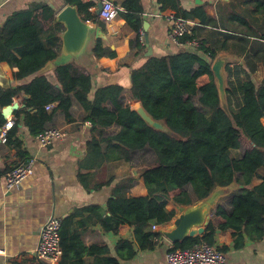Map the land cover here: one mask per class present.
I'll return each instance as SVG.
<instances>
[{"label":"trees","instance_id":"16d2710c","mask_svg":"<svg viewBox=\"0 0 264 264\" xmlns=\"http://www.w3.org/2000/svg\"><path fill=\"white\" fill-rule=\"evenodd\" d=\"M66 1L71 6H77L86 17H89V9L94 5L82 0ZM162 2L164 8L167 3L173 5L179 17L189 21L197 19L204 27L212 24L203 6L188 12L181 10L176 0ZM124 8L126 12L121 16L132 30L140 31L144 23L140 0H126ZM48 12L46 7H37L8 19L0 26V63L7 62L16 68L15 80L22 82L14 89H0V129L7 124L1 114L2 105L12 104L13 98L22 92L29 96L24 100L26 107L37 110L35 115L25 110L15 113L17 120L8 132L7 141L11 142L22 115L25 125L35 135L46 130V124L56 113H64L70 120L74 97L88 113V120L94 127H109L114 123L121 126L118 135L104 140L108 143L105 152L102 141L92 140L88 144L89 156L104 161H129L132 152L150 148L158 160V165L145 170L142 175L149 192L147 196L129 197L116 191L107 203L111 216L109 220L101 218L98 206L93 209L105 231L118 234L120 227L127 224L134 229L140 249L151 250L160 234L148 229V226L167 225L174 219L176 209L171 199L178 204H191L188 186L202 201L216 187L240 184L243 188L233 196L231 214L217 206L208 233L177 243L173 249H191L202 242L213 246L218 231L220 235L232 233L236 236L245 230L250 236L262 238L264 175L260 176V172L264 171V81L258 83L252 77L257 67L253 66L251 54L253 50L264 51V33L255 35L256 40L250 48L252 52L246 56L247 77L228 82L230 114L221 106L211 70L217 51L205 47L204 41H201L198 50L181 51L161 58L151 57L142 67L134 70L131 87L134 102H141L156 121L164 122L168 128L164 132L149 126L131 107L122 105L121 86L101 87L91 99L92 76L73 64L62 65L55 70L60 87L46 75H38L59 55L54 49L47 48L42 38L45 29L49 30L48 23L54 20L53 13L49 12L48 15ZM196 31L193 27L194 36H197ZM131 45L132 48L141 47L139 34L136 43L131 42ZM94 54L96 58L104 56L101 41L96 43ZM111 55L115 57L116 54L113 52ZM227 71L231 76V70ZM240 73V70L236 72L238 75ZM196 96L209 115L196 106ZM108 101L113 104L114 111L104 106ZM54 103H58V106L49 112L46 107ZM244 141L249 145L247 150L241 157H233L232 151L239 150ZM256 177L263 182L251 187ZM70 220L62 221V258L59 264L73 263V259H79L84 254L80 234L72 235L69 238L72 243L66 245L65 227ZM134 248L133 241H119L116 249L118 258L126 261L134 259L137 253ZM113 263L120 264L119 260Z\"/></svg>","mask_w":264,"mask_h":264},{"label":"crops","instance_id":"0c3cea01","mask_svg":"<svg viewBox=\"0 0 264 264\" xmlns=\"http://www.w3.org/2000/svg\"><path fill=\"white\" fill-rule=\"evenodd\" d=\"M111 1L119 6L121 11L118 18L109 23L101 20L97 13L99 0H82L83 3L94 4L89 9V17L81 14L78 7L74 6L80 18L91 26L87 48L79 57L66 58L63 54L66 27L57 21V16L64 8L71 6L66 0H0V26L17 15L37 7H46L53 13L54 20L48 23L47 29L50 31L45 29L42 38L45 46L54 49L59 55L38 75H46L60 87L55 78V70L60 63L73 64L92 76L91 99L97 89L117 85L123 88L120 97L122 105L132 108L136 104L131 93L132 72L142 67L151 57H166L187 49L175 46L168 37L170 25L165 16L176 12L173 5L167 3L164 8L162 0H140L143 9L144 23L141 30L144 42L140 40L141 47L132 48L131 42L136 43L139 31L132 30L121 16L126 12V0ZM176 1L183 11L190 12L199 6L205 7L212 24L204 27L197 19L191 21L197 29V36L204 41L205 47L217 51V57L228 59L226 70H231L233 80H236L234 75L238 70L241 73L236 74L237 78H246L249 74L246 56L252 52L250 48L256 40L255 35L264 33V23H261L264 21V0ZM98 41L102 42L105 49L104 56L100 58H96L94 54ZM113 52L115 57L111 55ZM251 56L253 66L257 67L252 77L261 83L264 81V51L253 50ZM0 68L5 80L0 89H14L22 84L15 80L14 74L18 71L16 68H12L7 62L0 63ZM27 97L29 98L22 92L13 98L12 104L19 102L22 107L20 110L35 115L37 110L26 107L24 103ZM7 105L9 104L2 105L1 114ZM57 106L58 103H54L53 109ZM104 106L110 111L115 110L110 101ZM70 114L71 119L68 120L64 113H56L46 124L45 129L57 128L64 133L63 138L47 147H42L37 139L38 135L30 132L24 123V115L13 132L11 142L7 141V135L13 126L7 131L5 141L0 138V264H46L36 258L35 249L39 242L40 229L53 216L62 221L71 219L65 227L66 245L72 243L69 241L72 235H81V250L84 254L79 259H73V263L67 264H114L113 261L117 260L120 264H166V255L175 244L160 234L159 230L170 227L178 217L176 207L174 206L176 216L170 223L157 225L158 229L154 232L160 236L155 239V246L151 250L140 249L134 229L127 224L120 227L118 234L105 231L93 209L98 206L101 218L109 220L111 216L107 203L116 191L129 197L147 196L149 192L142 177L143 166L138 167L133 163V152L129 161H104L89 156L88 144L92 140L102 141V150L105 152L108 143L104 140L118 135L121 126L114 123L109 127H94L88 120V113L74 97ZM16 120L17 116L14 115L7 123H15ZM1 130L3 128L0 129V136L4 133H1ZM32 159L35 160L34 174L9 190L7 174ZM263 175L264 171H261L260 176ZM262 182L260 177H256L251 187H256ZM242 188L240 184L233 185L232 193L219 198L217 206L223 207L231 214L233 196ZM189 197L192 203L182 204L183 206L201 202L193 191L189 192ZM217 206L211 212V222ZM90 208L92 209L89 210ZM152 227L151 224L148 229L153 231ZM207 229L204 235L208 233ZM121 240L134 242V249L137 251L134 259L126 261L118 258L116 249ZM213 246L225 254L228 264H264V236H250L245 230L236 236L232 233L220 235L218 231Z\"/></svg>","mask_w":264,"mask_h":264},{"label":"built area","instance_id":"2783aa9c","mask_svg":"<svg viewBox=\"0 0 264 264\" xmlns=\"http://www.w3.org/2000/svg\"><path fill=\"white\" fill-rule=\"evenodd\" d=\"M102 4L100 18L106 23L112 22L118 18L121 8L111 0H99ZM170 25L168 37L170 41L177 47L182 49L195 51L200 47L201 39L193 35L194 24L176 13L171 12L165 16ZM140 40L144 42L143 31H139ZM48 111H52L53 105L46 107ZM90 124V123H88ZM14 125V122H8L4 127V132L0 138L6 140L7 131ZM64 137L62 130L57 128H48L37 136L42 147L52 145L56 140ZM35 160H29L26 163L13 168L7 174V188L10 190L34 174ZM62 220L55 216L49 218L45 225L40 229L39 242L35 249V256L38 260L46 264H59L62 258V250L60 247L61 237L60 231ZM153 231L158 229L157 225H153ZM166 264H228L225 254L218 250L215 246L206 242L195 245L191 249H178L173 247L166 255Z\"/></svg>","mask_w":264,"mask_h":264},{"label":"water","instance_id":"95a60500","mask_svg":"<svg viewBox=\"0 0 264 264\" xmlns=\"http://www.w3.org/2000/svg\"><path fill=\"white\" fill-rule=\"evenodd\" d=\"M102 4L98 5V14L101 13ZM57 21L63 23L66 27V32L63 36V54L66 58L71 56L79 57L83 54L87 48L89 41V33L91 26L85 23L78 13V10L74 6H67L64 8L57 16ZM67 63V62H66ZM229 64L228 59L222 56H218L212 66L211 70L214 75L220 100L221 106L228 114L229 105L227 101V90L229 86L227 85V72L226 67ZM66 65L60 63L59 66ZM4 76L0 68V85L4 86ZM28 98V97H27ZM26 98V99H27ZM22 107L19 102H14L11 105L6 106L2 110V116L7 121L15 115ZM133 111L137 112L138 115L151 127L156 130H161L164 132L168 131V128L164 122L156 121L145 109L141 102L134 104L131 108ZM146 169H143V172ZM232 184L228 187H216L212 193L203 199L200 203L190 206H183L175 201H172L173 205L176 207L178 212V217L172 223V225L166 229L159 230L167 240L172 244H177L185 241L188 238H196L204 235L206 229L209 227L211 222V212L217 206V201L222 196H226L232 193Z\"/></svg>","mask_w":264,"mask_h":264},{"label":"rangeland","instance_id":"374dc122","mask_svg":"<svg viewBox=\"0 0 264 264\" xmlns=\"http://www.w3.org/2000/svg\"><path fill=\"white\" fill-rule=\"evenodd\" d=\"M226 72H228L226 70ZM231 77V78H230ZM234 79H238L236 74L234 75ZM230 81H236L232 79V76H229V73L227 74V83ZM228 85V84H227ZM194 102L195 104H197L196 106L202 110V112H205L206 115H209V112L206 109H203V107L199 104L198 102V97L196 96L194 98ZM249 147L248 143H246L245 141L242 144V147L239 150H234L232 151V155L235 158H239L243 155V153L247 150V148ZM132 161L135 165L139 166H143V169H150L155 167L156 165H158V160H157V156L154 153L153 150H151L150 148H146L142 151H135L132 154ZM189 190V192H192V188L191 186H188L187 188Z\"/></svg>","mask_w":264,"mask_h":264},{"label":"bare ground","instance_id":"6f19581e","mask_svg":"<svg viewBox=\"0 0 264 264\" xmlns=\"http://www.w3.org/2000/svg\"><path fill=\"white\" fill-rule=\"evenodd\" d=\"M96 8V7H95ZM100 15V14H99ZM7 67V66H6Z\"/></svg>","mask_w":264,"mask_h":264}]
</instances>
